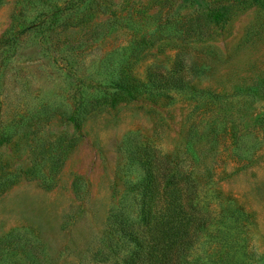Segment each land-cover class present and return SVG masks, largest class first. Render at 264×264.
Wrapping results in <instances>:
<instances>
[{
	"label": "rangeland",
	"instance_id": "obj_1",
	"mask_svg": "<svg viewBox=\"0 0 264 264\" xmlns=\"http://www.w3.org/2000/svg\"><path fill=\"white\" fill-rule=\"evenodd\" d=\"M263 1L0 0V264L104 260L151 150L215 211L190 264H263ZM179 59L187 87L107 103Z\"/></svg>",
	"mask_w": 264,
	"mask_h": 264
},
{
	"label": "trees",
	"instance_id": "obj_2",
	"mask_svg": "<svg viewBox=\"0 0 264 264\" xmlns=\"http://www.w3.org/2000/svg\"><path fill=\"white\" fill-rule=\"evenodd\" d=\"M222 12L206 11V22L222 21L225 17ZM204 26L189 28L192 34L205 35ZM162 73L158 67H151L145 82L127 76L112 80L115 91L107 103L114 105L154 94L159 89H183L189 84L180 59L166 77ZM72 118L78 122L76 117ZM184 163L158 150L147 152L139 161L143 171L139 217L129 222L125 217L117 221L119 244H111L98 264H190L188 258L194 245L210 230L216 214L200 194L198 178Z\"/></svg>",
	"mask_w": 264,
	"mask_h": 264
}]
</instances>
